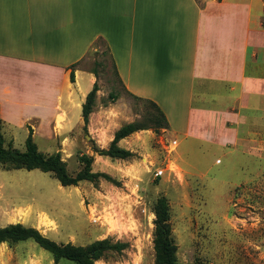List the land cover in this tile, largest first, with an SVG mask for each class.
I'll list each match as a JSON object with an SVG mask.
<instances>
[{
  "label": "crops",
  "instance_id": "1",
  "mask_svg": "<svg viewBox=\"0 0 264 264\" xmlns=\"http://www.w3.org/2000/svg\"><path fill=\"white\" fill-rule=\"evenodd\" d=\"M262 36L264 0H0L1 129L30 128L32 140L38 134L55 147H76L87 139L91 148L74 156L73 147L64 157L91 156L92 173L105 172L93 167L103 160L127 170L128 161L98 156L92 148L106 149L120 125L135 118L125 115V122L105 132L91 112L89 136H80L81 105L96 79L69 67L101 42L121 90L161 111L167 123L161 134L174 146L177 135L237 145L239 111L247 108L241 105L251 97L259 105L264 101V59L257 58ZM221 89L233 106L217 108ZM260 135L256 144L264 143ZM153 139L151 130H140L116 146L148 157ZM115 194L111 189L107 195Z\"/></svg>",
  "mask_w": 264,
  "mask_h": 264
},
{
  "label": "rangeland",
  "instance_id": "2",
  "mask_svg": "<svg viewBox=\"0 0 264 264\" xmlns=\"http://www.w3.org/2000/svg\"><path fill=\"white\" fill-rule=\"evenodd\" d=\"M257 44L264 45V36ZM95 51L78 65L96 74L93 123L102 125L106 132L129 116L148 126L146 104L121 90L101 42L96 43ZM263 57L261 48L257 58ZM222 91H216L217 108L233 106V99ZM256 99L251 97L241 105L247 108L239 111L237 145L221 147L177 135L174 146L159 130L145 151L151 152L149 156L134 155L133 161H124H128L124 164L127 170L120 171L119 164L106 160L94 164L118 186L99 180L95 185L80 182L75 187H61L51 174L0 165V228L20 224L57 245L119 241L127 243L124 251L94 264H154L152 208L159 197H164L176 264H264V143L256 144L255 136L261 133L260 140H264V120L256 118L264 113L251 111L264 109V101L259 105ZM11 130L1 129L4 145L22 152L27 133L24 129ZM83 135L89 136L86 130ZM32 141L43 154L66 150L57 152L69 175L80 169L77 157H64L75 145L55 147L38 134ZM88 141L82 139L74 147V156L91 146ZM111 189L116 191L112 198L107 195ZM0 264L54 263L47 252L28 240L0 244ZM57 264L74 263L61 259Z\"/></svg>",
  "mask_w": 264,
  "mask_h": 264
},
{
  "label": "trees",
  "instance_id": "3",
  "mask_svg": "<svg viewBox=\"0 0 264 264\" xmlns=\"http://www.w3.org/2000/svg\"><path fill=\"white\" fill-rule=\"evenodd\" d=\"M219 1V0H218ZM96 43H93L85 56L90 51L96 50ZM107 54L108 50L106 49ZM96 52V51H95ZM84 56V57H85ZM83 60V59H82ZM75 63L70 69L78 66L80 62ZM111 67L116 77V71L112 60ZM96 77L95 71H89ZM69 81L73 82V73L69 72ZM97 91L96 83L92 85L91 90L86 94L83 104L81 105V118L83 122L82 130L85 131V126L88 121V116L91 113L95 93ZM134 100L143 102L148 107L145 113L146 120L149 123L145 126L139 121L130 122L120 126L114 133L112 140L106 149L92 148V151L98 156H106L119 160L126 161L135 157L134 154L120 149L116 143L128 136L129 134L140 130H151L154 135H157L159 130L167 129V123L161 111L150 101L133 97ZM92 157L80 155L77 157V162L80 169L74 174L69 175L66 171L65 163L60 159L58 152L52 154H43L39 152L31 138V129L27 128V136L24 139V149L22 152L13 149L10 144L5 147L1 135L0 121V165L8 166L10 170H37L41 173L51 174L54 180L61 187H75L79 182H88L93 185L103 180L118 186L111 177L103 173H92L90 165ZM153 215V231H152V250L154 264H176L175 245L173 244L170 227L168 224V208L164 197H159L152 208ZM31 241L38 248L47 252L54 264L61 259L74 264H94L96 261L105 259L108 255L120 254L127 248V243L111 242L110 239H102L93 241L85 246H73L70 243L57 245L55 242L42 236L37 230L29 227H24L20 224H10L0 228V244L6 243L13 245L18 242ZM206 264V263H202Z\"/></svg>",
  "mask_w": 264,
  "mask_h": 264
}]
</instances>
